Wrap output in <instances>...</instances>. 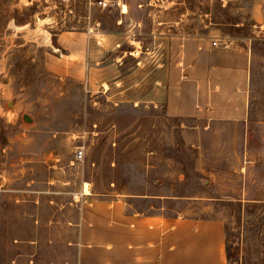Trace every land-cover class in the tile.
I'll return each instance as SVG.
<instances>
[{
	"label": "rangeland",
	"instance_id": "374dc122",
	"mask_svg": "<svg viewBox=\"0 0 264 264\" xmlns=\"http://www.w3.org/2000/svg\"><path fill=\"white\" fill-rule=\"evenodd\" d=\"M238 7L0 0V264H76L82 204L118 195L166 199L153 203L165 215L217 219L229 264H264V37L250 35ZM213 24L252 51L246 115L169 117L152 95L164 74L146 67L154 37ZM132 54L144 65L117 83L136 65Z\"/></svg>",
	"mask_w": 264,
	"mask_h": 264
},
{
	"label": "crops",
	"instance_id": "0c3cea01",
	"mask_svg": "<svg viewBox=\"0 0 264 264\" xmlns=\"http://www.w3.org/2000/svg\"><path fill=\"white\" fill-rule=\"evenodd\" d=\"M220 1L223 7L245 4L250 35L264 37V0ZM213 25L205 34L154 37L159 44L147 52L146 67L164 74L153 84L152 95L162 96L169 117L241 121L246 115L252 51ZM231 26L241 29L243 20ZM132 57L136 65L130 74L116 77L117 83L140 72L142 60ZM121 67L123 62L116 66ZM164 200L118 195L83 203L76 264H229L221 221L165 215L153 207Z\"/></svg>",
	"mask_w": 264,
	"mask_h": 264
},
{
	"label": "bare ground",
	"instance_id": "6f19581e",
	"mask_svg": "<svg viewBox=\"0 0 264 264\" xmlns=\"http://www.w3.org/2000/svg\"><path fill=\"white\" fill-rule=\"evenodd\" d=\"M127 12V7L125 5L122 6V13H126ZM88 187L85 186L83 192L84 194H89V190L87 189Z\"/></svg>",
	"mask_w": 264,
	"mask_h": 264
},
{
	"label": "trees",
	"instance_id": "16d2710c",
	"mask_svg": "<svg viewBox=\"0 0 264 264\" xmlns=\"http://www.w3.org/2000/svg\"><path fill=\"white\" fill-rule=\"evenodd\" d=\"M226 256H227V259H228V262L229 260L231 259V255H230V251L229 249L226 247Z\"/></svg>",
	"mask_w": 264,
	"mask_h": 264
},
{
	"label": "built area",
	"instance_id": "2783aa9c",
	"mask_svg": "<svg viewBox=\"0 0 264 264\" xmlns=\"http://www.w3.org/2000/svg\"><path fill=\"white\" fill-rule=\"evenodd\" d=\"M214 44V43H213ZM82 158V152L79 150L76 154V159H81Z\"/></svg>",
	"mask_w": 264,
	"mask_h": 264
},
{
	"label": "water",
	"instance_id": "95a60500",
	"mask_svg": "<svg viewBox=\"0 0 264 264\" xmlns=\"http://www.w3.org/2000/svg\"><path fill=\"white\" fill-rule=\"evenodd\" d=\"M23 120L26 121V122H30L31 121L30 118L28 116H26V115L23 116Z\"/></svg>",
	"mask_w": 264,
	"mask_h": 264
}]
</instances>
